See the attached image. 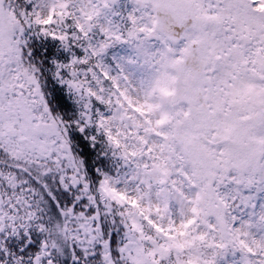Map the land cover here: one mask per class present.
Segmentation results:
<instances>
[{
  "label": "snow or ice",
  "instance_id": "6c2138e0",
  "mask_svg": "<svg viewBox=\"0 0 264 264\" xmlns=\"http://www.w3.org/2000/svg\"><path fill=\"white\" fill-rule=\"evenodd\" d=\"M0 264H264V0H0Z\"/></svg>",
  "mask_w": 264,
  "mask_h": 264
}]
</instances>
